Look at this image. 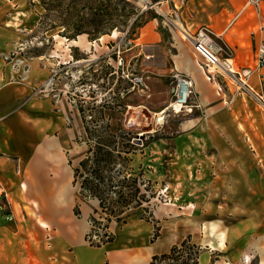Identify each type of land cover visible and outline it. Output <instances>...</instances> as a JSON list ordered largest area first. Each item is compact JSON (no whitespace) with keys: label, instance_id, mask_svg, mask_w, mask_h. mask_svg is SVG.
<instances>
[{"label":"crops","instance_id":"crops-1","mask_svg":"<svg viewBox=\"0 0 264 264\" xmlns=\"http://www.w3.org/2000/svg\"><path fill=\"white\" fill-rule=\"evenodd\" d=\"M173 4L179 9L173 5L181 34L208 28L239 70L251 72L249 88L235 86L237 93L225 108L212 94L213 82L207 81L200 62L192 57L193 48L178 36L175 40V72L193 79L203 104L215 103L212 117L217 131L216 142L201 147L189 143L186 149L191 153L183 155L193 167L204 166L205 182L217 184L216 194L233 201L256 189L257 182L249 183V168L261 165L264 157V67H258L255 59L256 44L264 40V31H258L264 25V4L261 14L248 10L234 23L245 0H174ZM39 14L41 10L29 0H0V183L8 193V200H0V264H152L155 256L169 253L187 238L201 248L198 264H219L213 250L221 251L220 241L214 249L207 247L219 225L209 221L204 202H196L206 191L196 192L190 205L171 200L155 204L150 218L130 215L119 228L112 227V241L97 246L87 240L88 201L82 204L83 214H75L78 107L56 92L59 82L53 72L59 59L42 55L25 59L24 50L18 51L38 29ZM141 40L143 47H162L161 36L155 33H146ZM12 52L17 55L7 60ZM204 132L199 122L182 136L152 143L149 161L139 164L148 179L158 182L153 178L156 169L167 165L169 174L161 178L158 174V180L170 187L171 146L195 137L204 140ZM216 168L221 173L213 177L210 171L217 172ZM156 226L159 236L154 240Z\"/></svg>","mask_w":264,"mask_h":264},{"label":"rangeland","instance_id":"rangeland-1","mask_svg":"<svg viewBox=\"0 0 264 264\" xmlns=\"http://www.w3.org/2000/svg\"><path fill=\"white\" fill-rule=\"evenodd\" d=\"M29 1L31 5L41 10L42 14L39 15L43 21L42 23L40 21L33 37L24 42L18 51L24 50L22 56L25 59L40 55L51 61L59 59L53 72V77L57 75L55 80L59 82L58 87H55L56 92L60 97L67 98L70 104L78 107L79 111L77 115L79 135L75 140L78 150L76 165L79 166L86 158L90 147L96 149L97 141L105 145L110 143L107 150L124 153L129 149H137L133 162L128 164L124 159L118 160L111 165L112 171L109 173L117 176V182L126 177L130 186L123 189L124 196L138 192L137 195L127 206L117 203V200L111 201V205L109 204L111 208L106 213L101 210L97 200H94L98 203L95 208L88 201L90 209H85L89 213L90 223L88 241L95 244L106 241L113 235L112 227L118 225L119 228L130 215L141 213L150 218V209L155 204L171 200L173 203L187 201L190 205L195 200L192 198L196 192L206 191L205 196L196 202L203 201V208L208 210L209 221L219 225L215 231L216 237L210 235L211 241L207 246L214 249L217 247L216 241H220L217 244L222 246L218 245L221 251L213 250L217 262L264 264V157L261 158V165L249 168L251 177L248 180L251 186L257 182L256 189H252L248 195L242 193L238 199L232 201L214 192L217 189L216 183L205 182L207 175L203 165L193 167V163L183 155L185 152L191 153L186 149L189 143L201 147L203 144L210 145L211 142H216L217 131L215 118L212 117L215 103L203 104L195 83L192 104L200 107L179 114L169 109L174 101L176 83L173 48L177 36L183 44L193 48L174 22L179 21L174 12L179 9L173 11V2ZM43 3L54 9L47 12ZM31 14H34L33 11ZM149 32L161 36L162 47H143L141 36ZM192 57L199 61L201 66L202 62L194 53ZM137 77L142 79L141 84L132 82ZM235 86L233 82L219 76L211 85L212 94L215 98H220L225 108H228L237 93L236 89H233ZM199 122L205 129L202 135L204 140L195 137L181 145L178 143L171 146L170 187L158 180V174L160 178L161 175L169 174L167 165L156 169L154 173L156 176L153 178L158 182L149 184L143 181L139 175L141 171L138 165L141 162L146 163L147 159L149 161L148 147L155 141L167 142L169 138L182 136ZM108 126L116 133L117 138L110 136ZM86 129L90 133V138ZM216 171H210L213 177L219 170L216 168ZM81 173L83 178H80V181L88 177L83 170ZM137 177L136 183L133 179ZM77 190L80 217L83 214L82 204L85 202L80 199V183ZM209 191L212 193L209 194ZM111 211L117 216L108 221L107 213L111 214ZM119 219L121 220L118 221ZM235 238L238 244L233 246L232 240Z\"/></svg>","mask_w":264,"mask_h":264},{"label":"trees","instance_id":"trees-1","mask_svg":"<svg viewBox=\"0 0 264 264\" xmlns=\"http://www.w3.org/2000/svg\"><path fill=\"white\" fill-rule=\"evenodd\" d=\"M43 5L47 12H50L54 9V7L50 8L44 3ZM46 15L47 14H45L44 16L46 17ZM107 128L110 136L113 138H117L116 133L111 131L110 126H108ZM86 132L90 138L88 129H86ZM97 145L98 146L96 147V149H94V147H90L87 152L86 158H84L79 163L78 167H74V185L77 186L80 183L81 200L85 202L90 200H97L101 210L106 213V211L110 210L111 208V206L109 208V204L111 203V201L117 200V203H123L125 204V206H127L134 200V197L138 193L136 192L135 194H131V196H124L123 189L130 186L126 181V177H124L123 180L117 182V176H112V174L109 175V173L112 171L111 165L118 162V160L124 159L126 160V162H128V164L133 162V156L136 154L137 149L134 150L133 148L134 151L132 149H129L128 152L122 153L117 150H107V147H109L110 143L109 145H105L101 141H97ZM138 168L141 171L139 173L141 179L151 184L152 181L146 177L145 169L142 167V165H138ZM81 170H83L84 173L88 175V177H85L82 181H80V178H83ZM133 180L137 183L138 177L134 178ZM118 187H120L119 190H117ZM125 197H128L129 199H126ZM95 212H98V210H95ZM75 214L76 216L80 215L78 205H76ZM107 215L108 221H110L112 217L117 216V214L113 211H111V214L107 213ZM120 220L121 219H119L118 221ZM125 220L123 222H125ZM158 236L159 227L156 226L153 239L155 240ZM89 238L90 237L88 234L87 240ZM112 240L113 235L108 237L106 241H103L99 244H95L90 241L89 242L92 245L99 246ZM200 252L201 248L195 244H192L190 238H187L181 244L174 245L169 253L155 256L153 258L152 264H157V262H161L162 264H198V257Z\"/></svg>","mask_w":264,"mask_h":264},{"label":"built area","instance_id":"built-area-1","mask_svg":"<svg viewBox=\"0 0 264 264\" xmlns=\"http://www.w3.org/2000/svg\"><path fill=\"white\" fill-rule=\"evenodd\" d=\"M174 3V0H171ZM264 0H245V4L239 12L234 15L233 22L239 20L246 11L252 10L256 14H261L263 11ZM175 6V5H174ZM178 9L177 6H175ZM264 31V25L258 30ZM184 38L193 46L195 56L202 62L201 68L204 71L205 77L208 82H215L217 77H224L228 82H233L240 89L249 88L247 81L251 74L250 71L239 70L234 61L226 52L225 48L219 45L206 27L199 28L194 33L185 31ZM16 53L12 52L6 56L7 60L15 57ZM255 59L258 67H264V40L260 39L255 47ZM237 68V69H236ZM175 90L174 101L169 109L179 114L183 111L188 113L194 107L192 98L195 94L193 79L184 74H175ZM134 84H141L142 79L137 77L132 80ZM229 84V83H227ZM178 107V110L176 109ZM0 200H8V193L3 189L0 183Z\"/></svg>","mask_w":264,"mask_h":264},{"label":"bare ground","instance_id":"bare-ground-1","mask_svg":"<svg viewBox=\"0 0 264 264\" xmlns=\"http://www.w3.org/2000/svg\"><path fill=\"white\" fill-rule=\"evenodd\" d=\"M184 34H185V31L183 30V32H182L183 37H184ZM176 109L178 110V107H176Z\"/></svg>","mask_w":264,"mask_h":264}]
</instances>
